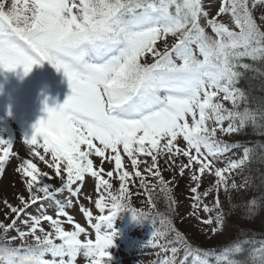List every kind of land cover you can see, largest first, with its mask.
I'll return each mask as SVG.
<instances>
[{
  "label": "snow or ice",
  "instance_id": "snow-or-ice-1",
  "mask_svg": "<svg viewBox=\"0 0 264 264\" xmlns=\"http://www.w3.org/2000/svg\"><path fill=\"white\" fill-rule=\"evenodd\" d=\"M256 10L260 11V23ZM225 16L231 26L223 22ZM245 57L264 63V0H220L214 15L206 10L204 0H11L10 4L0 0V67L22 65L27 75L34 64L47 61L63 72L71 89L62 105L45 109L46 118L40 119L31 137L24 140L32 156L54 169L61 185L46 182L45 178L53 177L32 159H23L15 171L25 178L29 197L27 201L19 197L22 207L5 201L15 215L9 218L5 213L9 222L0 221V241L15 245L12 251L28 250L34 264H76L81 254L88 264H106L114 236L107 231V222L116 211L128 209L133 216L153 222L152 236L144 247L158 248V256L164 254L153 264H186L189 257L191 264H264V241L243 260L234 258L244 251L240 243L220 253L193 247L168 216L155 210V185L149 188L138 168L145 164L144 171L159 178L170 212H175L177 201L171 195V181L161 176L157 157H166V165L169 161L176 165L181 177L187 169L192 201L189 216L210 226L212 236L222 232L226 222L219 196L211 206L205 198L221 189L228 192L244 187L235 180L229 183L235 170H243L257 157L264 161V152L244 147L239 159H230L223 167L216 163L236 147L218 138V132L230 135L251 124L264 135V123H260L264 108L247 107V97L237 87L244 71L253 70L261 76L264 71L241 63ZM222 101H230L232 107ZM241 102L245 104L242 110ZM178 137L186 147L178 145ZM260 148L264 149V144ZM121 149L135 176L141 177L147 210L131 206L128 181L132 174L125 170ZM0 153L2 172L9 157L17 153L2 138ZM48 154L51 161L45 158ZM93 154L101 158V165L105 159L114 161L118 190L113 191L112 183L101 174L103 167L94 168ZM181 155L187 162L177 164ZM141 156L151 157V163ZM205 174L214 176L215 182L198 191ZM86 175L95 178L99 194L95 208L100 215L93 217L83 204L79 211L94 229V240L80 239L85 228L66 211L73 206L72 199H56L67 190L78 201ZM106 176L112 178L113 170ZM77 182L80 186L73 190ZM47 200L55 201L56 218L43 211L22 217L31 205ZM256 207L258 202L252 199L248 214ZM201 210L207 218L200 216ZM60 217H66L75 230L66 231ZM42 221H47L52 231L41 227ZM10 230L16 235L9 236ZM17 239L18 245L14 244ZM47 255L52 259H46Z\"/></svg>",
  "mask_w": 264,
  "mask_h": 264
},
{
  "label": "rangeland",
  "instance_id": "rangeland-1",
  "mask_svg": "<svg viewBox=\"0 0 264 264\" xmlns=\"http://www.w3.org/2000/svg\"><path fill=\"white\" fill-rule=\"evenodd\" d=\"M220 1V0H219ZM215 2V1H214ZM212 2V5L209 7L210 15H214L219 8V2ZM258 12V10L254 11ZM257 18L259 15L258 13L254 14ZM226 23L230 24V19L225 16L224 21ZM231 26V24H230ZM210 31V29H208ZM16 69L21 74V82L20 85L22 89L19 91V88H16L12 86L11 84H8L6 86L5 90H2V93H0V138L6 140L13 146V151L17 153V156H10L9 160L3 168V171L0 172V196L2 197L3 202L7 201L8 203L12 204L13 206H17L18 200L15 197H10V194L12 192L19 193L20 186L19 182L22 183L23 186H26L24 183V179L18 176H14L7 178V174L10 173L11 170L15 169L14 167H18L20 163H22L23 159H32L34 163L37 164L38 168L42 172H48L52 177L55 176L54 169L48 168L44 162L39 161L38 158L32 156L29 152V147L24 143V140L26 138H30L31 135L34 132V125L43 118H46L47 112L46 108L52 109L56 108L58 105H62L67 97L71 94V89L69 87L67 78L64 76L62 71H57L56 68H54L49 62L42 61L37 62L32 66L31 71L25 75L23 66H17ZM31 78H34L36 80L37 89L28 88L31 83H34ZM44 79V80H43ZM42 81L48 82L54 87L52 88L55 92V101H50L43 99V96L41 95L42 92H35L39 90L42 86ZM43 82V83H44ZM31 87V86H30ZM35 92V93H34ZM18 93H22L19 94ZM24 96V97H23ZM224 104L227 103V101H222ZM190 120V118H189ZM227 126V124L225 125ZM218 138L223 139L228 144L234 142L235 143L238 139L237 133H232L230 135L221 134L218 132ZM98 144V142H95ZM177 143L181 147H186L185 142L183 141L182 137H178ZM99 146V145H98ZM84 146H82L83 149ZM232 147L231 153L229 156L226 157V154L219 157V159L216 161L217 166L223 167L228 160L230 159H239L243 155V151L240 149H233ZM41 154H43V150L40 149ZM2 154V153H0ZM109 155V153H106V157ZM114 155V154H113ZM121 155L123 158V164L125 166V170L129 171L132 174V179L135 176V169H133L131 165V161L128 159V157L123 153L121 149ZM141 160H144L145 157L141 156ZM46 160L51 161V155H46ZM93 160L94 168L99 169L100 167H103L105 170H113L114 169V161L109 162L107 159H105V162L103 165L100 164L99 157H96L94 154L90 157ZM166 159V158H164ZM177 164H180L181 162L186 163L187 158L181 156H178L176 158ZM149 163V161H148ZM170 164L171 161H169ZM150 164V163H149ZM160 166L163 169V173L168 174L171 178H173L172 183L169 185V187L172 189V193L179 197V202L177 203L178 209H180L176 216L175 222L179 224V227H183L181 230L182 233L187 238H190L191 241L195 242L194 246L202 248L204 250L213 249L212 243L215 244V242H219L220 245L227 244L232 236L235 237L234 233L236 228H243L245 225H248V222L243 218V213L238 211V208H236V205L233 204V197L229 196V194H233L238 196V193H240L241 197L238 198V201H250L252 200V192L247 183H245L248 178L247 169L246 166L243 168V170H235V172L232 174L229 183L232 182V180H235L238 185H244V187H239L238 189H230L228 192H225L223 189L220 190L218 193L219 199H221V203L223 202L224 205L230 206L231 209L224 211L226 213V227L222 230L221 233L212 236L210 235L208 229L210 226H205L200 224V222L195 217H190L189 213L192 211L191 204L192 201L190 199V191H189V180L190 176L188 175V170H185V175L183 177L180 176L177 172L174 170L178 167L176 165L171 166L169 171H164L163 163H160ZM179 170V169H178ZM155 171V170H153ZM104 175V174H103ZM20 176H22L20 174ZM106 179H109L110 183L113 185V190L115 189L117 183L112 182L114 179L108 178L106 175H104ZM237 177H239L237 179ZM5 178V179H4ZM94 178V177H93ZM90 175H86L85 181L81 187V193L79 194V200L77 201L76 197H72L71 194L65 190L64 192L60 193L56 196V199L60 202H66L67 199H72L73 206L69 209H66V211L69 212V214L73 217V221L75 223H79L82 227L85 228V233H82L80 236V239H95V231L91 227V225L88 223V218H86L83 213L79 211V207L81 204L93 213V217L99 215L98 212H95V206L93 205L94 199H95V178L93 179ZM47 178H45L46 181ZM4 180V181H3ZM3 182V183H2ZM215 182V177L205 174L204 177H201V189H198V191H203L207 187H210ZM8 185V186H7ZM77 186H80V182H77L76 185H73V190ZM194 186V184L192 185ZM203 188V189H202ZM4 191V192H3ZM215 192V191H214ZM210 193L208 198H205V202H210L211 204L215 203L216 195L215 193ZM91 197V199H89ZM227 198H230L232 200H228ZM184 199V200H183ZM178 200V198H177ZM2 204V202H0ZM0 204V205H1ZM7 207V204L5 203L1 211ZM33 208V207H32ZM9 209V208H8ZM55 209H56V203L55 201L50 200V204H36L34 209H31V212L29 214H38L40 211L45 212V214H52L54 218L55 216ZM5 212L7 209L5 208ZM254 212H257V209L255 208ZM24 214V213H23ZM202 218H207L206 213H204L202 210L199 213ZM252 216L257 220L260 221V218L257 214H252ZM23 217V216H22ZM229 219V220H228ZM60 220L62 221L61 226L66 231H74V227L72 224H69L67 222L66 217H60ZM43 224L40 226L44 227L46 231H52V228L47 221H42ZM93 223H95V220L93 219ZM137 221H128L125 218H117L113 222H109L108 225L110 227H107V231L111 234L114 233L113 236V244L112 246L107 249V251L110 253L111 261L113 264H153L154 261L157 259H160L163 257V253L160 254V256L157 255V253L160 251L158 248H154L148 253H143L140 249H138L139 245H144L147 243V241L150 239V229L146 230L145 226L140 225L141 223L136 224ZM235 225V226H234ZM20 227L23 230H26V227L22 224H20ZM234 228V229H233ZM16 233V232H15ZM241 233V232H240ZM136 235V236H135ZM194 236V238L192 237ZM60 241H57L59 243ZM216 245V244H215ZM182 257V253H181ZM46 259H52L50 255H47L45 257ZM58 259V258H57ZM67 259V258H66ZM108 261V260H107ZM192 258L189 257L186 264H191ZM76 264H88V260L83 257L81 254L78 256Z\"/></svg>",
  "mask_w": 264,
  "mask_h": 264
},
{
  "label": "trees",
  "instance_id": "trees-1",
  "mask_svg": "<svg viewBox=\"0 0 264 264\" xmlns=\"http://www.w3.org/2000/svg\"><path fill=\"white\" fill-rule=\"evenodd\" d=\"M204 4H205V0H204ZM258 12L260 15L259 10H258ZM258 12H255V13H258ZM259 15L257 16V22L258 23H260ZM241 63L253 64V66L255 68H260L261 71H264V63L253 62L251 59H249L247 57L243 58L241 60ZM241 71H244V70L241 69ZM237 87L244 91V93L247 97V107H249L252 110L264 108V76H261L258 72L253 71V70L244 71V75L241 77L239 83L237 84ZM244 106H245V104L243 102H241V110L243 109ZM260 123H264V121H260ZM261 131H262V129L254 128L251 124H249L243 129L242 132L238 133V139H237L236 143L234 140L233 145H236V147L241 149V150H243L244 147L254 148L258 154L261 152H264V149L260 148V145L264 144V135L259 134ZM162 162H164V161L160 157H157V164H158V167H160V169H161V176H163V178L165 180L171 181V183H172L173 178H172V176L170 178L169 172H168V174L163 173V169L160 166V163H162ZM171 166H173V165L172 164H170V165L163 164L164 171H169ZM246 168L247 169H245V170H247V174H248V178H246V180H247V185L249 186V188L251 189V192H252L251 198L257 200V202H258V207H256L257 212H253L252 214H257L260 217V218H258V219H260V221H257L252 216V214L251 215L248 214L247 206H250V201H246V200L238 201V198L240 199V197H241L240 193H238L239 197H237L236 195L228 193L229 196L233 197V204L236 205V208H238L239 212L243 213V218L246 220V222H248V225H245V227L243 226V228H241L242 230H240V228H236V229L233 228L235 230V233H234L235 237L232 236L230 238L231 241H229L227 244L220 245L219 242L218 243L215 242L216 245L214 243L211 244L213 249H215L217 253H220L223 248H225L229 245H232L234 243H240L241 246L244 248V251L242 253L236 254L234 256V258L237 260H243L246 257H248L249 253L252 251V249L258 248L260 246L259 242L264 241V161H261L257 157L256 159H253L252 161L248 162ZM144 169H145V167L139 168V170L142 172V178L145 180L148 187L151 188L153 185H155V188L152 192V196H153V199H154L155 204H156L155 210L165 214L166 216H168L172 220L173 225L178 230L181 231L183 229V227L181 226V228H180L179 224H177L175 222L176 216L179 215V214H177V212H178L177 203L179 202V197L176 196L175 194L171 193V195L177 201V203L175 205V209H176L175 212H170L169 208H168V200L166 199L165 193L160 190L161 185L159 184V178L152 176L150 173L144 171ZM153 170H155V169H153ZM174 171L177 172L178 174H180L179 170L177 168ZM21 178L25 180V178L23 176H21ZM112 179H114L112 182L117 183L115 189L113 190V191H116L119 189L120 181L118 180V177H117L115 171H113ZM140 179H141V177H134L133 179L128 181L129 189H130L131 193L133 194L131 196L130 203H131V206L133 208L147 210L149 207V205L147 204V194L145 193L144 189H142L140 187ZM60 183H61V181L59 178H55L51 182V184H53L55 187H58L60 185ZM137 193H139V194L137 195ZM19 194H21V196H23L26 201L28 200L29 193L26 189V186H22L20 188L19 193L12 192L10 194V197H15L18 200V205L16 207H22L20 200H19V197H18ZM1 196H3V195H1ZM1 196H0V202H2V204L0 203L1 204L0 205V221L7 223V222H9V220L5 218V213L8 214L9 218L14 217L15 214L11 213L10 209H8V207H5V208L9 212H5V208L1 211V209L3 208V206L5 204L3 202ZM177 198H178V200H177ZM227 199L232 200L230 198H227ZM221 207L224 211H226V209L227 210L231 209L230 206L224 205L223 202L221 203ZM118 213H130V214H132V212L128 209H120V210L115 212V214H118ZM114 215H112V216H114ZM138 218L144 222H149V223L151 222L152 227H153V222L150 218H142V217H138ZM225 220L227 221L226 213H225ZM156 226L159 227L158 221H157ZM2 231L3 230L0 229V233H2ZM14 232L15 231L10 230L8 232V235L12 236V235H14ZM192 237L194 238V236H192ZM188 239H189V242L193 244V247H195L194 246L195 242L191 241L190 238H188ZM251 241H255L256 243H254V244L250 243ZM14 244H16V245L20 244V240L17 239L14 242ZM213 260H214V258H213Z\"/></svg>",
  "mask_w": 264,
  "mask_h": 264
},
{
  "label": "clouds",
  "instance_id": "clouds-1",
  "mask_svg": "<svg viewBox=\"0 0 264 264\" xmlns=\"http://www.w3.org/2000/svg\"><path fill=\"white\" fill-rule=\"evenodd\" d=\"M14 247L13 244L0 241V264H34L28 250L12 251Z\"/></svg>",
  "mask_w": 264,
  "mask_h": 264
}]
</instances>
